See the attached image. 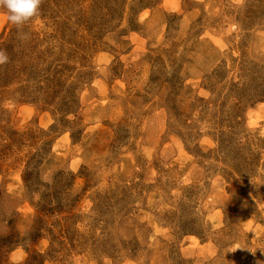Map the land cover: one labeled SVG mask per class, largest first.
Listing matches in <instances>:
<instances>
[{
	"label": "rangeland",
	"instance_id": "1",
	"mask_svg": "<svg viewBox=\"0 0 264 264\" xmlns=\"http://www.w3.org/2000/svg\"><path fill=\"white\" fill-rule=\"evenodd\" d=\"M0 15V264H264V0H43Z\"/></svg>",
	"mask_w": 264,
	"mask_h": 264
},
{
	"label": "clouds",
	"instance_id": "2",
	"mask_svg": "<svg viewBox=\"0 0 264 264\" xmlns=\"http://www.w3.org/2000/svg\"><path fill=\"white\" fill-rule=\"evenodd\" d=\"M43 0H0V15L15 26L17 39L28 40L30 34L24 31L25 25L39 15ZM9 62L5 49H0V66Z\"/></svg>",
	"mask_w": 264,
	"mask_h": 264
}]
</instances>
